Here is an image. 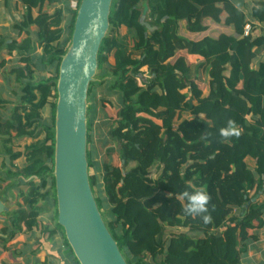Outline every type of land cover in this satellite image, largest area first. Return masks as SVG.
I'll return each instance as SVG.
<instances>
[{
    "label": "trees",
    "instance_id": "16d2710c",
    "mask_svg": "<svg viewBox=\"0 0 264 264\" xmlns=\"http://www.w3.org/2000/svg\"><path fill=\"white\" fill-rule=\"evenodd\" d=\"M20 1L26 9L23 21L14 26L20 41L9 48L29 55L34 46L31 29H38L36 42L42 55L32 62L40 69L55 68L56 76L25 82L21 101L26 107L16 110L11 121L0 122L12 161L22 156L7 147L12 133L33 137L41 124L46 135L42 145L26 148L27 163L15 175L10 171L15 184L27 188L13 224L17 232L22 228L44 232L45 224L39 219L42 208L46 204L55 208L50 238L61 232L67 256L79 264L58 224L54 156L59 69L71 45L81 0L72 11L69 43L58 45L60 17L42 13L52 0ZM143 1L113 0L97 76L89 87L88 146L94 88L105 85L106 94L115 95L119 102L109 137L121 166L106 163L100 170L88 150L89 180L99 211L127 264H151L128 253V246L144 238L151 244L153 258L157 257L155 264H240L246 242L258 238L254 232L262 227L264 214V202L258 201L264 194V63L254 68L257 55H264V35L245 36L247 22L229 0H147V23ZM207 18L233 26L236 36L223 34L195 42L180 35L182 22L189 33L206 32ZM252 19L264 22V2L256 4ZM193 55L203 61L191 62L188 56ZM20 77L25 78L22 71ZM103 102L104 109L112 107L109 99ZM48 105L51 124L42 120ZM185 191H202L209 197L207 223L201 216L185 213ZM127 207L129 215L123 213ZM169 228H183L203 238L181 234L174 241L175 259L160 262Z\"/></svg>",
    "mask_w": 264,
    "mask_h": 264
},
{
    "label": "water",
    "instance_id": "95a60500",
    "mask_svg": "<svg viewBox=\"0 0 264 264\" xmlns=\"http://www.w3.org/2000/svg\"><path fill=\"white\" fill-rule=\"evenodd\" d=\"M112 4L113 0H81L57 83L54 178L58 224L79 264H127L99 211L87 157L88 92L97 76Z\"/></svg>",
    "mask_w": 264,
    "mask_h": 264
},
{
    "label": "crops",
    "instance_id": "0c3cea01",
    "mask_svg": "<svg viewBox=\"0 0 264 264\" xmlns=\"http://www.w3.org/2000/svg\"><path fill=\"white\" fill-rule=\"evenodd\" d=\"M63 7L64 13H73L76 9L72 7L70 0H59ZM78 0H76L77 2ZM234 7L242 14V18L247 24L252 25L251 35L253 37H259L264 35V22H258L252 19V11L256 4L264 2V0H229ZM68 2V6L66 5ZM78 5V2H77ZM54 7L47 2L43 8V14H49L48 9ZM26 9L22 5L20 0H0V122L5 123L11 121L16 110L21 111L26 107L21 101L23 84L27 81L31 83H38L41 80L47 79V70L37 68L33 64L32 58L39 59L42 55V49L36 42V33L38 29H31V35L34 41L33 50L29 55H22L16 49L12 51L9 45L14 41H20L19 32L14 29V26L21 23L25 17ZM39 9H33V16L37 17ZM73 17V14H72ZM207 27L206 32L203 33H189L186 29V22L180 23V35L191 40L200 41L205 37L218 38L221 35L236 36L234 27L226 24L225 22H214L212 18H207L204 21ZM124 33L128 36V31L124 29ZM123 33V34H124ZM189 60L194 63H199L203 59L198 56H188ZM264 63V55L259 53L254 61V68L257 70L259 65ZM31 69L33 73L28 74V70ZM20 71L24 74L25 78L20 77ZM29 75V76H28ZM44 111V110H43ZM34 137V136H33ZM33 137L20 138L15 133H12V143L8 144L9 150L19 148L22 151H17L22 156L12 161L8 153H6V147L3 142V136L0 134V264H48V259L41 257V254L34 252V244L42 243L41 237L44 232H41V236L35 237V232H28L22 228L20 232L15 231L13 219L15 213L18 211L17 203L19 194H25L24 191L27 188H21L16 185V177L10 174V171L16 172L17 169L22 168L26 163L25 151L26 148L33 143L25 144L23 148L20 147L21 141L32 139ZM20 140V141H18ZM19 146V147H18ZM15 149V150H14ZM12 151V152H13ZM16 153V152H14ZM40 159L45 161V157L41 156ZM15 175V174H14ZM25 189V190H24ZM22 191V192H20ZM27 192V191H26ZM259 203L264 202V194L258 199ZM181 229V228H180ZM258 238L251 239L246 242V252L242 253L240 258V264H264V214L262 217V227L256 229L254 232ZM193 234V233H191ZM199 235V234H198ZM200 237L202 235H199ZM53 239V238H52ZM51 239V240H52ZM4 245H7L6 247ZM46 247H44V250ZM17 250V251H16ZM36 254H34V253ZM65 250V254H66ZM57 259H53L49 264H74L72 260L67 256L59 260L58 255L51 253ZM15 258V259H14ZM52 259V258H51Z\"/></svg>",
    "mask_w": 264,
    "mask_h": 264
},
{
    "label": "rangeland",
    "instance_id": "374dc122",
    "mask_svg": "<svg viewBox=\"0 0 264 264\" xmlns=\"http://www.w3.org/2000/svg\"><path fill=\"white\" fill-rule=\"evenodd\" d=\"M72 3L73 8H77V2L76 0H70ZM49 5H52L54 7L47 8L48 12L50 13L47 14L49 16H59L60 17V28L62 30L61 34H59V39L56 42V44L64 43L67 42V44L70 41V31H71V24H72V14L68 13L65 14L63 7L61 6V3L59 0H52ZM141 5L145 9V17H144V22L147 23L146 16L148 14V4L147 0H144ZM228 35V32H226ZM232 36V35H228ZM129 39H131V34L128 35ZM55 68L47 69V74L46 77H51V76H56L55 73ZM148 77V74H145ZM106 88L105 85L98 86L94 88V99L92 100V105H93V111H94V121H93V128H92V144L88 146V150L90 154L92 155L93 160L95 163H97L100 167V170H102L104 164H110L113 166H121V162L117 153L116 145L113 142V140L109 137V131L111 128V124L113 123L112 121L115 119L116 115V110H119V102L117 97L115 95H108L106 94ZM105 99H109L112 103L111 106H107L106 109L103 108ZM51 117H52V107L51 105H48V107L42 111V120L44 123H49L51 124ZM45 132L43 130V125L39 124L38 129L36 130V135L31 139H27L24 141L19 142L20 147L23 148L25 144H30V143H37L39 145L43 144V141L45 139ZM20 141V140H18ZM19 147V146H18ZM17 151H22L19 148H16ZM134 167V164L130 165L128 169ZM156 170V167L153 171ZM91 174L95 175L96 170L93 168L91 170ZM25 190V189H24ZM27 191V190H26ZM24 191L25 194L27 192ZM24 194V195H25ZM19 203V206L17 204V208L22 207L23 205V197L22 195L19 194V199L17 201ZM113 207H110L109 210L111 211ZM116 211V208H114ZM55 208L49 206V205H44L42 208V215L39 217L41 221L44 222L46 232L44 235L41 237L42 243H35L34 244V252L41 254V257L45 259H48V264L50 261H53V259H57L55 256L50 255L51 253L58 255L59 260L63 259V257H66L65 250L67 251L65 245H64V240L61 232L56 233L55 237L51 240L50 238V232L54 230V222L51 219V215L54 213ZM103 213L106 215L108 213V210L105 208L103 210ZM123 213L125 215H129L131 211L127 207ZM122 213V214H123ZM123 221L125 219L121 218ZM131 230V228L128 227V231ZM35 232V237L41 236V231L37 228L34 229ZM134 231V230H133ZM188 234L191 237L195 238H203V236H199L198 234H191L188 232L186 229L183 228H169L166 229V232L164 234V240H165V247L163 250V254H160L158 257V261L163 262V261H173L175 259V255L173 252V247H174V241L180 237L181 234ZM5 247L7 245H4ZM44 247H46V251L44 250ZM17 251V250H16ZM128 253L131 255H140L144 257V261L147 263L155 264V261L157 260L156 258H153L151 255V244L150 242H146V238L142 239L140 243H135L133 242L130 246H128ZM33 252V253H34ZM34 253V254H36ZM52 258V259H51ZM15 259V258H14Z\"/></svg>",
    "mask_w": 264,
    "mask_h": 264
},
{
    "label": "clouds",
    "instance_id": "9594fccd",
    "mask_svg": "<svg viewBox=\"0 0 264 264\" xmlns=\"http://www.w3.org/2000/svg\"><path fill=\"white\" fill-rule=\"evenodd\" d=\"M222 135H226L225 130H221ZM183 197L187 200V207L185 213L188 215L201 216L205 223H207L211 217L206 215L208 212L209 197L202 191H185L182 193Z\"/></svg>",
    "mask_w": 264,
    "mask_h": 264
},
{
    "label": "built area",
    "instance_id": "2783aa9c",
    "mask_svg": "<svg viewBox=\"0 0 264 264\" xmlns=\"http://www.w3.org/2000/svg\"><path fill=\"white\" fill-rule=\"evenodd\" d=\"M251 31H252V27H251V25H250V24H247V25L245 26V29H244V34H245V36H248L249 34H251Z\"/></svg>",
    "mask_w": 264,
    "mask_h": 264
}]
</instances>
